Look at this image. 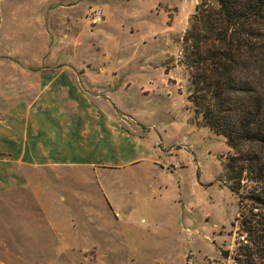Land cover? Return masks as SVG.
I'll return each instance as SVG.
<instances>
[{"label":"rangeland","instance_id":"obj_1","mask_svg":"<svg viewBox=\"0 0 264 264\" xmlns=\"http://www.w3.org/2000/svg\"><path fill=\"white\" fill-rule=\"evenodd\" d=\"M200 1L0 0V82L12 72L7 63L70 61L116 72L115 100L162 139L154 166L46 169L49 215L32 195L23 215L0 208V264H183L189 251L213 255L215 244L220 254L195 264H264L263 238L241 225L240 212L249 211L239 199L250 186L229 189L236 182L224 163L234 151L195 126L186 98L182 36Z\"/></svg>","mask_w":264,"mask_h":264},{"label":"crops","instance_id":"obj_2","mask_svg":"<svg viewBox=\"0 0 264 264\" xmlns=\"http://www.w3.org/2000/svg\"><path fill=\"white\" fill-rule=\"evenodd\" d=\"M5 66L12 72L0 82V208H16V215H23L32 195L47 214L42 184L46 169L127 172L156 164L161 135L115 100L118 73L108 75L104 68L70 61ZM192 120L205 127L197 124L193 113ZM218 246L215 257L220 254ZM213 255L189 251L183 264Z\"/></svg>","mask_w":264,"mask_h":264},{"label":"trees","instance_id":"obj_3","mask_svg":"<svg viewBox=\"0 0 264 264\" xmlns=\"http://www.w3.org/2000/svg\"><path fill=\"white\" fill-rule=\"evenodd\" d=\"M214 2L195 6L182 36L186 98L202 125L234 151L224 163L236 182L229 189L239 194L242 180L248 182L239 201L251 203L245 201L241 224L264 240V0ZM259 254L264 258V248Z\"/></svg>","mask_w":264,"mask_h":264},{"label":"built area","instance_id":"obj_4","mask_svg":"<svg viewBox=\"0 0 264 264\" xmlns=\"http://www.w3.org/2000/svg\"><path fill=\"white\" fill-rule=\"evenodd\" d=\"M102 19H103L102 11L100 9L95 10L93 21L94 22H100V21H102ZM242 181H244V179ZM255 211H256V209H255ZM240 214H241V216H243L242 211L240 212ZM242 239L244 240L245 238L242 237ZM238 242L241 243L242 241L239 240ZM235 258L238 259L237 257H235Z\"/></svg>","mask_w":264,"mask_h":264}]
</instances>
